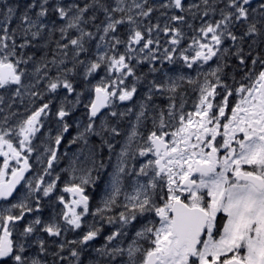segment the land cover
I'll use <instances>...</instances> for the list:
<instances>
[{
  "label": "snow or ice",
  "instance_id": "6c2138e0",
  "mask_svg": "<svg viewBox=\"0 0 264 264\" xmlns=\"http://www.w3.org/2000/svg\"><path fill=\"white\" fill-rule=\"evenodd\" d=\"M0 158V264H264V0H0Z\"/></svg>",
  "mask_w": 264,
  "mask_h": 264
},
{
  "label": "flooded vegetation",
  "instance_id": "af4514ba",
  "mask_svg": "<svg viewBox=\"0 0 264 264\" xmlns=\"http://www.w3.org/2000/svg\"><path fill=\"white\" fill-rule=\"evenodd\" d=\"M49 134L55 135V128ZM73 135H75V128H73L70 131V134H66L65 135V139L62 142L61 146L59 147V157H60V161H59V163L55 167V175L56 174H59L60 175V180L58 181V190H57L58 191V194H63V193H60L59 192V189H62L63 186H64V184L66 182H68V180H69V176L67 178H64V176H66L68 174V172H65V171H62V170L68 168L70 161L72 160V158L74 157V155L78 154V150H79V147H80V145H78V144H69V141L71 140V138H72ZM40 139H43V137H41ZM40 139H38L36 142H39L40 143ZM93 141L97 142L98 140L97 139H94ZM75 148H77V149L74 150ZM105 152H106V150H105ZM33 158H35V156H33L32 158H30V163L31 164H32ZM104 159H105V162L107 163L108 160H107V156L106 155H105ZM0 161H2V158H0ZM34 170L35 169L33 167L32 171H30V173H29V175L27 177H30L31 174L34 172ZM110 171H111V168L109 167L108 169H106L105 172L107 174ZM91 189H92V187L87 188V192L91 196H97V199L99 201V198H100V194L101 193H96V190H97L96 188H93L92 190ZM64 195H67V194H64ZM92 205L94 207L93 199H92ZM45 214L47 215V210H46V213Z\"/></svg>",
  "mask_w": 264,
  "mask_h": 264
},
{
  "label": "rangeland",
  "instance_id": "374dc122",
  "mask_svg": "<svg viewBox=\"0 0 264 264\" xmlns=\"http://www.w3.org/2000/svg\"><path fill=\"white\" fill-rule=\"evenodd\" d=\"M9 2H14V0H9ZM158 15V14H157ZM185 30V32L186 33H189L190 34V30L189 29H187V28H185L184 29ZM161 44L162 45H164V38H163V36H161ZM161 52H162V49H161ZM186 74H188V75H190V76H192V77H195L196 76V73L195 72H189V70H187V69H184L183 70ZM187 89H188V105H187V107H188V109L189 110H191V104H192V101L195 99V97H196V93L195 92H193L190 88H188V86L186 85L185 86ZM37 103H39V102H37ZM235 103V98L233 97V98H230V104H234ZM18 111L20 112V113H22L23 115H27V113L25 112V110H24V107L23 106H21V107H19L18 108ZM18 118H22V117H18ZM54 128H55V125L54 124H52V123H50V122H48V121H46L45 122V126H44V128L42 129V131L47 135V134H49L51 131H53L54 130ZM94 139H97V138H93V140ZM95 142V141H94ZM37 144L39 143V142H36ZM96 143H98V141L96 142ZM119 147H120V144L119 143H117L116 144V151L118 152L119 151ZM77 148H75L74 150H76ZM114 160H115V157L113 156V163H114ZM32 165H33V167H34V172L31 174V176L29 177V178H32V177H35L36 176V174H37V172L41 169V165H39V164H37L36 163V161H35V158H33V160H32ZM111 171H112V169H111ZM110 171V172H111ZM69 176V174H67L66 176H64V178H67ZM55 177V171H54V173H53V176L52 177H46V180H49V179H53ZM107 179H108V175L106 174V172L104 173V175L102 176V180L103 181H107ZM90 187H92V189L93 188H95L94 186H90ZM90 187H88V188H90ZM103 187H104V184L103 183H101L100 184V189H97L96 190V193H101V190L103 189ZM91 189V190H92ZM20 190H22V189H20ZM87 190V189H86ZM93 197V202H94V207H95V205L98 203V199H97V196H92ZM88 219H91V217H89ZM103 242V239H102V237H101V239L99 240V241H97V243H102Z\"/></svg>",
  "mask_w": 264,
  "mask_h": 264
}]
</instances>
